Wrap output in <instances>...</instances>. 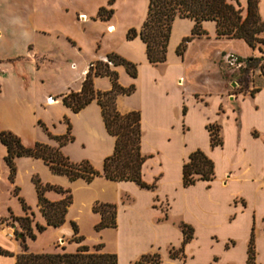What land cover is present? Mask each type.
Returning a JSON list of instances; mask_svg holds the SVG:
<instances>
[{"label":"crops","instance_id":"obj_1","mask_svg":"<svg viewBox=\"0 0 264 264\" xmlns=\"http://www.w3.org/2000/svg\"><path fill=\"white\" fill-rule=\"evenodd\" d=\"M190 22L161 65L149 64L146 54L144 58L123 55L138 70L136 78L129 77L134 92L118 96L116 107L121 114H140V152L145 157L141 179L154 189L103 177L82 181L80 186L90 192V207L116 206L115 227L100 230L95 244L115 254L117 264H133L153 254L160 264H247L253 239V264H264V77L248 79L246 91L219 77L215 63L225 53L249 59L254 52L243 40L216 38L215 26L206 31L207 38L194 39L178 57L175 50L190 35ZM108 31H113L112 25ZM238 48L246 53L237 52ZM87 71L86 67L82 73ZM88 106L101 117L95 101ZM209 125L219 128L221 145L211 146ZM110 137L97 170L113 153L115 139ZM196 150L212 161L214 178L184 187L183 165ZM53 185L67 186L63 181ZM99 221L97 214L93 226ZM182 224L192 229L185 244ZM9 234L0 229V249L12 254L0 255V264H15L21 253V244ZM107 236L111 248L104 240ZM171 251L178 255L171 256Z\"/></svg>","mask_w":264,"mask_h":264},{"label":"rangeland","instance_id":"obj_2","mask_svg":"<svg viewBox=\"0 0 264 264\" xmlns=\"http://www.w3.org/2000/svg\"><path fill=\"white\" fill-rule=\"evenodd\" d=\"M109 1L0 0V132L15 135L26 149L33 148L36 143L59 148L72 164L88 162L93 169L100 168L101 154L111 145L112 139L100 115L98 117L88 105L89 108L86 106L73 113L63 105L62 97L81 86L87 73H82L84 68L89 69L90 64L97 61H106L109 54L121 58L129 54L145 57L140 38L128 40L126 36L130 30L139 32L148 0H113L111 4ZM240 6L244 15L245 0H240ZM102 7L104 16L109 10L113 11L108 21L98 18ZM258 9L264 22V0H258ZM188 23H191L188 19H176L172 23L167 54L174 52ZM108 25L113 26V31L107 32ZM202 28L205 32L212 31L214 24L204 22ZM258 37L264 39V32ZM237 52L246 53L243 48H238ZM253 52L251 58L256 60L255 67L247 74L229 67L226 58L235 54L225 53L215 63L219 77L233 82L234 89L246 91L248 79L264 77V45L257 44ZM111 68L117 73L118 84L129 87L130 76L124 67ZM193 78L198 79L196 74ZM110 86L108 77L94 78L95 89L106 92ZM50 100L55 102L50 103ZM66 120L72 141L59 147L54 137L66 135ZM6 154L0 142V223L5 220L0 229L7 230L17 241V235L23 234L28 251L35 254L74 253L80 245L93 250L98 245L95 243L99 231L92 223L98 213L93 212L95 204L90 207V192L80 186L84 181H70L65 175L55 174L42 159L33 157L15 158V175L10 179L4 161ZM35 180L48 201L53 198L59 202L65 198V191L70 192L72 202L61 226H47L38 208ZM62 181L66 187L53 185ZM15 188H18L17 194ZM26 216L29 220L23 223L13 221V218ZM72 223L77 227V237L82 238L79 244L73 240ZM108 239L104 237L107 247L111 248Z\"/></svg>","mask_w":264,"mask_h":264},{"label":"trees","instance_id":"obj_3","mask_svg":"<svg viewBox=\"0 0 264 264\" xmlns=\"http://www.w3.org/2000/svg\"><path fill=\"white\" fill-rule=\"evenodd\" d=\"M113 0L109 1V4ZM105 9H99L98 18L108 21L113 13L112 10L104 16ZM240 6V0H148L145 20L139 32L130 30L127 39L139 37L145 45V54L149 64L153 66L166 62L167 48L171 34L172 23L176 19H188L193 22L191 33L181 40L175 53L182 57L188 44L194 39L207 36L202 28L204 22H213L216 38L243 40L252 49L257 44L264 45V39L258 36L264 32V22L261 20L258 9V0H245V14ZM246 67L240 69L244 74L255 67V59H241ZM106 61L91 63L82 81L79 92H70L62 97V103L73 113L80 112L83 108L95 101L101 109V117L106 132L115 139L113 153L104 159L102 170L97 171L88 162L72 164L64 157L59 148H51L36 143L31 149L24 148L19 139L10 132H0V142L6 148L4 158L10 172V179L15 175L14 159L18 157L39 158L49 166L55 174L65 175L70 181L82 179L86 183L92 182L97 177H103L110 181H131L144 189H154V185H147L141 179V168L145 157L140 152L141 128L140 114L131 111L121 114L116 107V99L120 95L130 96L134 92V86L124 88L118 84L117 73L112 70L118 66L124 67L131 78L137 77L135 64L125 59L109 54ZM96 77H108L111 89L107 92H98L93 88V80ZM248 81V80H247ZM67 123L65 136L54 137L61 147L72 141L70 125ZM212 147L221 145L219 128L215 125L207 127ZM214 178V165L212 161L200 150L192 152L183 165V186L188 187L197 181H212ZM38 199V208L44 217L47 226L59 227L65 222L68 208L71 205V194L65 191V198L59 202H50L45 199L43 188L40 183L34 181ZM18 188H15L17 194ZM23 204V202L21 201ZM23 208L27 210L23 204ZM93 212L100 215V221L95 226L96 231L104 228L115 227L116 206L111 204H95ZM29 218H13V221L23 223ZM5 220H2L4 222ZM75 233L73 240L80 243L81 237H77V227L72 223ZM29 230V228H28ZM42 231L43 228L39 227ZM184 235L183 243L191 239L192 229L184 224L181 225ZM23 235V234H22ZM24 236V235H23ZM21 253L16 256L15 264H117L115 254L103 252V246L97 245L93 250L85 245H80L74 253L35 254L28 251L24 241L20 242ZM0 255L12 256L11 253L0 249ZM171 251V256H177ZM254 249L253 239L249 241L247 264H253ZM133 264H160L159 256L144 255Z\"/></svg>","mask_w":264,"mask_h":264},{"label":"built area","instance_id":"obj_4","mask_svg":"<svg viewBox=\"0 0 264 264\" xmlns=\"http://www.w3.org/2000/svg\"><path fill=\"white\" fill-rule=\"evenodd\" d=\"M109 66H112V64L108 61H105ZM226 64L229 66V67H232L234 69H241V68H244L246 65V63L244 61H240L239 60V57L235 56V55H230L226 58ZM10 237L13 238V235L12 234H9Z\"/></svg>","mask_w":264,"mask_h":264},{"label":"water","instance_id":"obj_5","mask_svg":"<svg viewBox=\"0 0 264 264\" xmlns=\"http://www.w3.org/2000/svg\"><path fill=\"white\" fill-rule=\"evenodd\" d=\"M233 86H235V84H233ZM17 239L20 241V242H23L24 241V236L22 234H19L17 235Z\"/></svg>","mask_w":264,"mask_h":264}]
</instances>
